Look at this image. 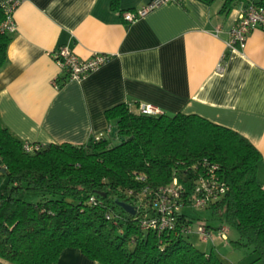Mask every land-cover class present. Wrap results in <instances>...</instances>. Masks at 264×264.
Segmentation results:
<instances>
[{
    "label": "crops",
    "instance_id": "crops-1",
    "mask_svg": "<svg viewBox=\"0 0 264 264\" xmlns=\"http://www.w3.org/2000/svg\"><path fill=\"white\" fill-rule=\"evenodd\" d=\"M149 1L119 0L115 9L110 0H22L0 68L1 125L24 143L83 144L110 133L106 109L149 104L245 137L261 155L256 178L264 184V30L250 32L241 50L227 47L247 2L220 12L223 0H181L124 20L125 11ZM61 45L80 58L101 53L110 59L67 81L52 57ZM53 264L101 263L68 247Z\"/></svg>",
    "mask_w": 264,
    "mask_h": 264
},
{
    "label": "trees",
    "instance_id": "trees-1",
    "mask_svg": "<svg viewBox=\"0 0 264 264\" xmlns=\"http://www.w3.org/2000/svg\"><path fill=\"white\" fill-rule=\"evenodd\" d=\"M238 1L264 6V0H223L220 12ZM118 4L110 0L112 8ZM4 18L0 7V24ZM11 39L0 33V68ZM105 116L116 127L114 137L49 143L31 153L0 123V174L8 181L0 194V264H53L68 247L101 264H223L213 245L201 251L180 232L193 223L188 209L174 232L139 227L153 214V192L177 178L189 195L204 161L217 166L228 187L207 208L218 224L206 225L236 231L231 244L250 248L264 264V184L256 178L261 155L245 137L197 115H145L127 103L106 109ZM23 191L41 195L40 201L23 200ZM116 199L136 213L125 212Z\"/></svg>",
    "mask_w": 264,
    "mask_h": 264
},
{
    "label": "built area",
    "instance_id": "built-area-1",
    "mask_svg": "<svg viewBox=\"0 0 264 264\" xmlns=\"http://www.w3.org/2000/svg\"><path fill=\"white\" fill-rule=\"evenodd\" d=\"M21 1L5 0L0 6L5 16L0 24V33L13 35L16 32L13 14ZM180 2L181 0H150L139 8L125 11L123 18L127 22H133L157 6ZM256 29L264 30V6L247 4L239 12L236 23L230 31L227 47L231 50L243 49L249 33ZM52 57L62 72H64L67 81L85 78L110 59L109 55L101 53H93L87 58H80L70 48L63 45L52 52ZM217 67L221 69L222 65L219 64ZM53 84L56 88L60 86L57 78L54 79ZM135 110L145 115L160 113V110L149 104H138ZM40 147V144L24 143V149L29 153L39 150ZM202 167L205 170L197 178L189 195L184 193V185L177 178H174L171 184L160 187L153 192L151 202L153 214L143 216L140 219L139 227L142 231L156 233L174 232L178 228L179 214L184 209H207L224 195L228 187L218 176L216 172L217 166L204 161ZM127 193L129 195L132 194L130 191ZM191 225L192 223L181 225L180 232L187 235L195 233L200 237L201 241L213 245L215 240H227L228 228L225 225L211 229L206 223L200 222L195 230L192 229Z\"/></svg>",
    "mask_w": 264,
    "mask_h": 264
},
{
    "label": "rangeland",
    "instance_id": "rangeland-1",
    "mask_svg": "<svg viewBox=\"0 0 264 264\" xmlns=\"http://www.w3.org/2000/svg\"><path fill=\"white\" fill-rule=\"evenodd\" d=\"M8 185L7 179L0 174V194L3 189ZM20 197L28 202H38L41 195L31 194L23 191ZM139 202V199H138ZM191 217H193L192 229L197 228L198 223L204 222L206 224L216 225L218 221L211 217L209 209L186 210ZM227 241L215 240V244L204 243L200 237L195 234H189L185 239L201 251L209 250L212 245L213 252L220 258L223 264H262L261 261H256V255L252 253L250 248L247 247H234L230 240L237 239L236 231L230 230L227 234Z\"/></svg>",
    "mask_w": 264,
    "mask_h": 264
},
{
    "label": "water",
    "instance_id": "water-1",
    "mask_svg": "<svg viewBox=\"0 0 264 264\" xmlns=\"http://www.w3.org/2000/svg\"><path fill=\"white\" fill-rule=\"evenodd\" d=\"M115 132H116V127H112L111 128V131H110L111 137H114L115 136ZM115 203L120 208H122L125 212H127L128 214L134 215L136 213V208L132 204H130V203L124 201V200H118V199H116L115 200Z\"/></svg>",
    "mask_w": 264,
    "mask_h": 264
}]
</instances>
